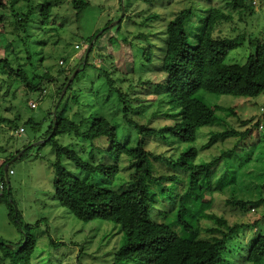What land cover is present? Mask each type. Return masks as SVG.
Here are the masks:
<instances>
[{"label":"rangeland","instance_id":"obj_1","mask_svg":"<svg viewBox=\"0 0 264 264\" xmlns=\"http://www.w3.org/2000/svg\"><path fill=\"white\" fill-rule=\"evenodd\" d=\"M43 1L50 4L45 25L40 24L39 16V4ZM71 1H14L13 9L19 15L16 17L8 1L0 0V58H10L13 68L23 66L30 76L48 71L55 77V80L43 82L32 77L33 83L40 84L41 88L30 92L15 81L17 89L15 96H12V89L7 93L10 82L6 79L7 73L2 74L0 69V118L13 119L18 124L14 126L4 120L0 125V183H4L9 193L8 200L13 202L15 214L21 222L17 226L11 221L7 204L0 202V240L3 242L0 264H11L12 260L8 256L3 257V254L12 252V255L14 248L27 241L33 243L28 259L16 260V264H110L122 241L118 224L100 218L82 221L59 203L54 192L52 164L55 151L51 144L43 142L53 118L56 87L61 85L64 75L59 72L61 68L79 66L80 70L57 111L60 112L68 103L64 111L67 117L87 118L90 114L100 113L114 125L119 141L132 146L139 135L123 118L124 106L127 117L146 127L158 128L171 124L174 119L167 115L176 108L167 100L161 83L164 75L159 69L167 37L166 23L174 14L186 7L192 9L193 19L187 28L188 38L193 40L198 38L196 25L202 24V18L210 7H217L229 15L228 19H222L214 26L211 35L234 37L245 33L246 40L228 53L226 63H243L253 53V44L264 40V0H252V14L232 9L229 0H83L87 5L77 16ZM25 32L26 36H23ZM89 43H92V51L83 67L82 55H85L83 51ZM76 44L80 47L77 48ZM146 48L151 52V60L143 57ZM93 64L102 66L108 72L107 76L100 75V69ZM107 82H111V85L108 86ZM76 89L81 90L78 96L82 105L78 107L70 100ZM196 98L210 105L230 108L234 113L218 110V120L198 127L192 142L173 138L165 141L150 136L146 149L154 154L176 155L192 145L197 149L195 161H207L222 150L233 147L242 136L219 137L204 147L211 133L248 129L237 148L217 162L211 168L210 176L204 178L203 183L209 186L207 192L210 194L212 191L208 201L210 206L205 212L220 216L228 225L259 219L264 215V203L252 209L249 202L240 206L226 200L231 197L244 201L264 198V91L255 97L214 95L202 91L196 94ZM31 103H36V107L30 108ZM75 110L78 116L74 115ZM28 118H32L34 125H27L23 132H18L17 127L22 126V122ZM241 120L247 122L242 124ZM87 125L89 122L83 128ZM56 138L59 143L76 150L85 160L87 157L95 162L112 161L109 155V159L104 156L108 146L105 138L89 142L68 133L59 134ZM151 160L155 172L176 176L175 181L166 183L172 192L175 190V194H170V198L158 197L156 208L152 211L154 218H158V211H163L165 218L172 220L177 209L176 200L186 186L185 172L157 157H151ZM6 163L7 175L4 171ZM61 163L73 177L88 179L91 175L76 168L66 158H62ZM126 168L128 161L122 159L121 173L113 179L93 177L105 185L123 188L128 175ZM187 202L194 211L197 200L189 197ZM158 216L162 217L160 214ZM261 220L258 231L252 227L243 229L238 231L236 239L228 241L225 249L229 253L224 256L231 261L227 264H251L245 256L257 234L264 233V217ZM191 221L194 227L199 226L200 229L195 238L187 241L180 237L154 264H182L184 246L188 244L191 252H195L196 248L205 246L213 234L219 235L216 231L207 230L219 226L212 219L191 218ZM167 255L170 260L164 258Z\"/></svg>","mask_w":264,"mask_h":264},{"label":"trees","instance_id":"obj_2","mask_svg":"<svg viewBox=\"0 0 264 264\" xmlns=\"http://www.w3.org/2000/svg\"><path fill=\"white\" fill-rule=\"evenodd\" d=\"M7 1L12 14L17 17L19 15L13 9L14 5L12 3L14 1L29 2L31 0ZM144 1L149 2L150 0ZM71 2L76 10V16L87 5V2L83 0H72ZM229 2L232 9L242 10L244 13H253L254 1L252 0H229ZM39 6L40 24L45 25L49 17L50 4L43 1ZM228 18L229 15L219 8L210 7L202 18V24L196 25L198 26L196 31L198 38L196 40L188 38L187 24L191 23V19H193V11L190 7L179 10L166 23L165 32L167 37L159 69L164 75L161 83L167 100L176 108V111L168 112L167 115L174 119L171 124H165L158 128L146 127V125L139 124L127 117V108L124 106L122 109L123 118L139 135L134 145L128 146L126 143L119 141L114 125L100 113L90 114L87 118H79L78 111L75 110L74 115L78 117H67L64 115V111L67 109L68 103L65 104L60 112L57 111L77 73L67 85L58 103L56 118L55 120L51 119L47 128L48 134L43 142L51 144L55 151V160L52 164L54 192L59 203L76 218L82 221L100 218L118 224L122 233V241L115 250L110 264H154L180 237L187 241L195 238L200 229L199 226L194 227L191 218L196 220L203 217L209 218L219 224V226H222V228L219 226L208 228V231H216L219 235L213 234L211 240L205 246L196 248L197 251L195 252H191L188 244L184 246L182 264H227L231 261L224 256L229 253L225 249L228 241L236 239L238 231L243 229L252 227L255 231H258V226L262 221L261 218L264 217L263 214L259 219L250 223L236 222L228 225L227 221L220 216L205 212L210 206L208 201L212 191L210 190V194L207 192L209 186L203 183L204 178L207 175L210 176V170L217 162L237 148L243 135H247L248 129L242 132L236 129H226L211 133L208 140L204 143V147H208L219 137L223 138L229 135L242 136H240L241 139L236 140L233 147L222 150L216 157L207 161H195L197 149L192 145L181 150L176 155L154 154L146 149V141L150 136L159 137L165 141L173 138L182 142H192L195 140V133L198 127L218 120L216 114L218 110H227L232 114L234 113L230 108L219 104L210 105L200 98H196L198 92L203 91L214 95L231 94L255 97L264 91V40L253 44V53L249 54L243 63H226L225 58L228 53L244 44L246 40L245 33H239L234 37H214L210 33L218 22ZM22 21L24 22V19ZM25 34L26 32L23 36H26ZM20 40H22V37ZM189 40L196 43L191 44ZM79 47L78 45L77 48ZM85 51L86 49H84L83 54H85ZM91 51L92 48L89 49L86 59L82 63L83 67L87 64L88 55ZM143 57L145 60H151L149 48L144 50ZM9 59L6 57L0 58V69L2 74L7 73L6 79L10 80L7 93L12 89V96H15L17 89L15 81L24 85L26 92H30L41 88L40 84L33 83V78H37L40 82L55 80V77L48 71H44L40 75L33 74L30 76L20 64H18L20 67L13 68ZM93 65L100 69V75L107 76L108 72L102 66ZM76 67L69 66L67 69L61 68L59 70L64 75L61 85L56 87L57 97L54 100V106L68 77ZM109 84L111 85V82ZM109 84L108 86H110ZM80 91V89H76L70 96L71 102L77 107L82 105L78 96ZM118 94L121 97L119 91ZM29 107L34 108L36 105ZM4 120L14 126L18 125L15 120L5 118H0V125ZM241 121L242 124L247 122V120ZM88 122L89 125L83 128ZM22 124L19 127H23L24 130L27 125H34L32 118L26 119ZM54 124L55 126L53 127ZM260 128H263L262 125H260ZM65 133L73 134L82 141L86 140L89 142L105 138L108 146L104 150V156L109 159V155L112 161L102 160L95 162L87 157H85V160L76 150L59 143L56 138L57 135ZM91 157L92 154H90ZM151 157H157L185 172L186 186L184 192L179 194L176 200L177 209L172 220L165 218L163 211H158L156 216L158 218H154L152 211L156 208L158 197L170 198V194H175V190L172 192V189H169L166 183L175 181L176 176L155 172ZM62 158L68 159L76 168L91 175L88 179L71 176L62 165ZM122 159L128 161V168H126L128 169V175L125 178L126 185L123 188H119V185H113L114 187L105 185L100 179L93 177L100 176L107 180L113 179L117 174L121 173L120 161ZM0 184H2L0 202L7 204L9 219L19 226L21 222L17 217V213L15 214L13 202L8 200L9 193L6 191L4 183L1 182ZM189 197L197 200V207L194 211L190 203L187 202ZM226 201L240 206L249 202L250 207L252 206L253 209L257 204L264 203V198L244 201L231 197ZM159 214L162 217L158 216ZM26 227L29 228V225H26ZM1 246H3V242L0 240ZM32 247L33 243H28L27 241L24 245L14 248L12 255L11 252L3 254V257L8 256L12 260L11 264H16V260L28 259ZM176 247L177 245H175ZM18 254H21V256L18 257ZM168 257L167 255L164 258L170 260ZM245 259L251 264H264V233L257 234L255 241L251 242Z\"/></svg>","mask_w":264,"mask_h":264},{"label":"water","instance_id":"obj_3","mask_svg":"<svg viewBox=\"0 0 264 264\" xmlns=\"http://www.w3.org/2000/svg\"><path fill=\"white\" fill-rule=\"evenodd\" d=\"M91 45H92V43H89V45L87 46L86 51H85V55H84V57H83V61H85L86 56H87V53H88L89 49L91 48ZM79 69H80V67L77 66L76 69H75L74 71H72V73H71L70 76L68 77V80L66 81L65 85L63 86V88H62V90H61L60 96H59V98L57 99L56 104H55V106H54V109H53V111H52V113H53L52 115H53V119H54V120H55V118H56V109H57L58 103H59L61 97L63 96V94H64V92H65V90H66V88H67V85L70 83V81L73 79V77L75 76V74L77 73V71H78ZM54 126H55V124L53 125V127H54ZM20 154H21V153H20ZM20 154H19L18 156H20ZM18 156H17V157H18ZM15 158H16V157H15ZM7 167H8V163H6V164H5V167H4V171H5V174H6V175H7Z\"/></svg>","mask_w":264,"mask_h":264},{"label":"built area","instance_id":"obj_4","mask_svg":"<svg viewBox=\"0 0 264 264\" xmlns=\"http://www.w3.org/2000/svg\"><path fill=\"white\" fill-rule=\"evenodd\" d=\"M76 47H78V45H75ZM61 62V61H60ZM36 104L35 103H31L30 104V106L31 107H34ZM18 132H23L24 131V129H23V127H19L18 128V130H17ZM12 171L11 170H9V173H11ZM2 188V184H0V189Z\"/></svg>","mask_w":264,"mask_h":264}]
</instances>
